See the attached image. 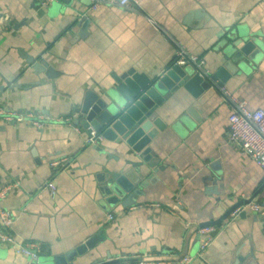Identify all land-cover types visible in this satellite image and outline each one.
<instances>
[{
	"label": "crops",
	"instance_id": "0c3cea01",
	"mask_svg": "<svg viewBox=\"0 0 264 264\" xmlns=\"http://www.w3.org/2000/svg\"><path fill=\"white\" fill-rule=\"evenodd\" d=\"M91 2L0 0V106L50 117L41 127L0 119V186L19 182L2 200L15 214L11 232L35 245L39 261L83 246L69 264L101 263L107 255L164 264L183 255L195 257L191 264H264V171L227 141L234 105L219 86L199 96L180 86L166 96L159 112L168 126L149 143L164 168L129 206L100 202L97 175L138 156L105 138L88 144L86 130L74 124L86 91L111 87L114 73L133 68L154 77L173 64L179 44L213 73L245 35L260 47L223 86L264 109V0H137L96 8ZM25 56H42L60 73L36 72ZM250 198L259 208L245 204L243 215L215 223L214 240L196 257L198 228ZM32 261L0 243V264Z\"/></svg>",
	"mask_w": 264,
	"mask_h": 264
},
{
	"label": "water",
	"instance_id": "95a60500",
	"mask_svg": "<svg viewBox=\"0 0 264 264\" xmlns=\"http://www.w3.org/2000/svg\"><path fill=\"white\" fill-rule=\"evenodd\" d=\"M89 22V18L81 21L83 29ZM256 47H260L257 39L249 35L237 37L225 51L222 66L209 75H203L192 64H173L154 77L129 68L122 73L113 74L114 84L111 87L86 91L80 105L75 107L74 124L83 127L88 136L92 132L101 134L102 138L120 146L124 153L138 156L137 160L125 159L128 166L105 168L97 175L98 189L102 196L100 202L105 206L120 202L123 206L135 204L138 195L143 193V188L156 179V171L164 168L159 157L153 156L149 143L159 131L168 126L160 117L159 107L169 93L182 86L194 96H199L210 85L222 87L230 74L244 66ZM25 58L36 72H44L49 78H55L60 73L42 56ZM146 168L155 170L146 174ZM251 200L252 198L237 201L221 218L205 225L220 223L234 209L249 204ZM244 213L243 210L239 212L240 215ZM83 250L84 247L79 246L63 254L46 257L43 261H32L31 264H69ZM107 256L108 260L101 263L95 260L92 264H121L125 260H113L110 255Z\"/></svg>",
	"mask_w": 264,
	"mask_h": 264
},
{
	"label": "built area",
	"instance_id": "2783aa9c",
	"mask_svg": "<svg viewBox=\"0 0 264 264\" xmlns=\"http://www.w3.org/2000/svg\"><path fill=\"white\" fill-rule=\"evenodd\" d=\"M54 0H37L40 6H47ZM120 5L128 6L137 4V0H92L91 8H96L99 4ZM176 56L173 64L179 65H195L199 68L203 75H209V70L205 68V61L194 53H189L188 50L181 44L176 48ZM172 64V65H173ZM220 90L226 100H230L234 105L233 109L228 115V133L227 141L241 148L244 154L259 164L264 171V109L263 108H251L245 99L235 98L229 90L224 86L220 87ZM46 118V119H45ZM0 119L4 121L22 122L28 121L31 124L41 127L45 120H49L50 117H43L41 115H34L31 112H21L17 110H9L0 106ZM45 119V120H43ZM69 119V118H67ZM102 139V135L92 132L86 139L88 144L98 143ZM52 165L59 164L58 161H52ZM16 182H5L0 186V243L8 244L18 254L29 257L33 261H37L40 257L38 249L35 248L33 243H22L11 232L13 223L15 221V214L9 208H6L2 200L10 191V189L16 185ZM47 187L51 195L56 193V184L50 180L47 182ZM246 205L239 206L232 211L233 214H237L244 209ZM250 209L257 210L259 205L255 202L248 204ZM231 213V214H232ZM108 216L111 218L112 213ZM216 226L205 225L198 228V233L202 236L199 250L196 253V257H202L204 250L212 243L215 238ZM195 260L194 256L183 255L177 261H171L167 263L173 264H191ZM166 261H151L144 257L135 259H125L121 264H164Z\"/></svg>",
	"mask_w": 264,
	"mask_h": 264
}]
</instances>
